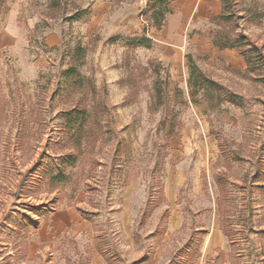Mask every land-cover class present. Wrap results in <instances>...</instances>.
Listing matches in <instances>:
<instances>
[{"label": "rangeland", "instance_id": "1", "mask_svg": "<svg viewBox=\"0 0 264 264\" xmlns=\"http://www.w3.org/2000/svg\"><path fill=\"white\" fill-rule=\"evenodd\" d=\"M147 1L0 0V264H264V71L213 45L221 0Z\"/></svg>", "mask_w": 264, "mask_h": 264}, {"label": "trees", "instance_id": "2", "mask_svg": "<svg viewBox=\"0 0 264 264\" xmlns=\"http://www.w3.org/2000/svg\"><path fill=\"white\" fill-rule=\"evenodd\" d=\"M222 1V12L215 19V24L220 28L212 37L213 45L218 49H230L236 51L245 61L247 69L246 72L249 75H260L261 71H264V54L260 46L252 42L243 32H235L234 28H230V23L232 22L233 16L235 15V5L233 0H221ZM167 0H148L147 1V11L151 12V18L154 20V25L159 28L161 20L164 18V9L167 6ZM221 25H225L227 30L221 28ZM230 29V30H229ZM132 42H138L142 45H147L149 40L147 38L140 40H132ZM81 49L76 50L77 58L80 57ZM190 63V61H189ZM75 70L70 68L68 70L69 75ZM198 69L190 63L189 65V81L188 85L191 89H195L197 84L194 82V77ZM264 79V78H261ZM86 109H71L66 113L65 119L67 121L68 129H72L73 134L71 139L74 145L80 144V140L84 134L85 129V117ZM72 124V125H70ZM77 157L69 155L66 160L67 165H73L76 162ZM65 179L64 173L59 171L54 176H51L50 181L62 182ZM15 198L12 197L10 202ZM33 206H31L32 208ZM34 208V207H33Z\"/></svg>", "mask_w": 264, "mask_h": 264}, {"label": "crops", "instance_id": "3", "mask_svg": "<svg viewBox=\"0 0 264 264\" xmlns=\"http://www.w3.org/2000/svg\"><path fill=\"white\" fill-rule=\"evenodd\" d=\"M213 1H215L214 3L216 4V3H218L217 1L218 0H213ZM95 256H93V258H94ZM94 262H92V260H91V264H93Z\"/></svg>", "mask_w": 264, "mask_h": 264}]
</instances>
